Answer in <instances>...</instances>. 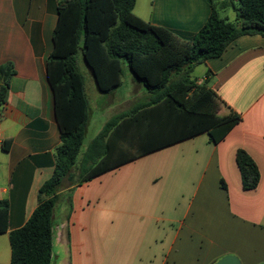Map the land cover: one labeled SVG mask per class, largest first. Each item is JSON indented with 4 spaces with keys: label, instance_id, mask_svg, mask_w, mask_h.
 <instances>
[{
    "label": "crops",
    "instance_id": "crops-1",
    "mask_svg": "<svg viewBox=\"0 0 264 264\" xmlns=\"http://www.w3.org/2000/svg\"><path fill=\"white\" fill-rule=\"evenodd\" d=\"M59 1L0 0V64L11 62L16 71L0 116V199L9 202L0 264H11L9 231L27 221L55 167L60 138L46 59ZM218 2L224 12L227 0ZM134 11L188 33L201 28L211 5L209 0H136ZM200 64L201 75L192 76L196 65L191 78L207 80L225 102L219 113L232 109L239 122L217 143L201 132L80 184L66 182L54 211L56 256L62 252L68 264H212L231 253L241 264L264 262V35H241L219 57ZM132 81L129 98L117 89L123 80L106 92L105 104L120 110L106 120L139 102L130 104L142 92L134 76ZM238 148L258 166L255 189L242 188Z\"/></svg>",
    "mask_w": 264,
    "mask_h": 264
},
{
    "label": "trees",
    "instance_id": "trees-1",
    "mask_svg": "<svg viewBox=\"0 0 264 264\" xmlns=\"http://www.w3.org/2000/svg\"><path fill=\"white\" fill-rule=\"evenodd\" d=\"M136 0H60L46 59V77L53 95L60 144L53 174L38 190V204L20 227L9 231L11 264H52L54 211L58 191L77 185L128 160L171 143L207 132L217 143L240 120L207 85L191 78L193 68L219 57L237 37L264 35V0H230L234 20L211 12L196 32L184 33L142 18ZM84 63L99 91L121 84L125 63L147 95L131 108L105 121L83 149L89 122ZM11 62L0 64V116L6 100ZM242 188L255 189L260 173L242 148L235 153ZM70 199L67 203L70 207ZM9 202L0 199V233L8 230Z\"/></svg>",
    "mask_w": 264,
    "mask_h": 264
},
{
    "label": "rangeland",
    "instance_id": "rangeland-1",
    "mask_svg": "<svg viewBox=\"0 0 264 264\" xmlns=\"http://www.w3.org/2000/svg\"><path fill=\"white\" fill-rule=\"evenodd\" d=\"M216 3L217 10L219 11V14L222 15H228V17L232 20H234V12L232 9V6L230 5V0H227L228 7L227 9L222 12V9H220V2L219 0H214ZM237 0H233V2H236ZM219 8V9H218ZM203 65L199 64L195 67L194 71L192 72V76L195 77L196 75H201L199 73L200 70H202ZM80 69L84 74L85 77V85H86V93L88 95V98L91 102V105L93 107V111L89 118V123L87 126L86 136L83 142L82 148L84 149L87 146L88 141H90L91 138H93L98 131L101 129L102 124L104 121L110 117L112 114L120 111L116 108L115 105H109L107 106L105 104L108 93L98 91L95 88V84L93 81V77L89 73V68L84 64H80ZM124 74H123V82L122 84L117 88L118 91L121 93V95H124V98H129L128 96L130 94H133L134 84L132 81V74L129 72L128 67L126 64H123ZM142 92L136 93L135 97L132 98L131 105L137 101L143 100L146 97V89L143 85H141ZM53 263L52 264H68L66 258L63 257V253H59L58 256L53 251Z\"/></svg>",
    "mask_w": 264,
    "mask_h": 264
},
{
    "label": "water",
    "instance_id": "water-1",
    "mask_svg": "<svg viewBox=\"0 0 264 264\" xmlns=\"http://www.w3.org/2000/svg\"><path fill=\"white\" fill-rule=\"evenodd\" d=\"M212 264H241V261L235 254L228 253L218 258ZM258 264H264V262Z\"/></svg>",
    "mask_w": 264,
    "mask_h": 264
}]
</instances>
